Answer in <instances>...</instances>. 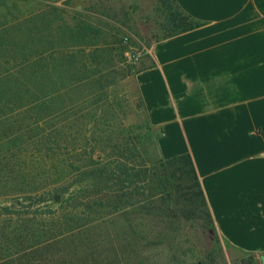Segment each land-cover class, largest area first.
Listing matches in <instances>:
<instances>
[{
	"label": "rangeland",
	"instance_id": "374dc122",
	"mask_svg": "<svg viewBox=\"0 0 264 264\" xmlns=\"http://www.w3.org/2000/svg\"><path fill=\"white\" fill-rule=\"evenodd\" d=\"M179 11L174 0H0V195L12 194L23 175L43 186L66 178L77 191L82 175L126 150L150 176L141 187L151 213L129 208L107 217L103 234L127 236L137 250L133 264H264L228 245L203 212L159 216L161 178L150 173L161 160L157 133L135 74L153 43L176 31ZM138 52L144 56L136 59ZM33 80L34 104L26 107L22 84ZM27 198L22 212L37 208Z\"/></svg>",
	"mask_w": 264,
	"mask_h": 264
},
{
	"label": "crops",
	"instance_id": "0c3cea01",
	"mask_svg": "<svg viewBox=\"0 0 264 264\" xmlns=\"http://www.w3.org/2000/svg\"><path fill=\"white\" fill-rule=\"evenodd\" d=\"M199 26L153 43L135 81L164 160L190 155L214 225L264 259V0H176Z\"/></svg>",
	"mask_w": 264,
	"mask_h": 264
},
{
	"label": "trees",
	"instance_id": "16d2710c",
	"mask_svg": "<svg viewBox=\"0 0 264 264\" xmlns=\"http://www.w3.org/2000/svg\"><path fill=\"white\" fill-rule=\"evenodd\" d=\"M177 6L180 11L175 18L176 31L169 37L199 26ZM22 86L24 99H29L25 106L33 105V99L27 95L36 81ZM128 153L113 151L114 158L99 163L100 168L93 175L81 176L77 191L70 190L66 178L63 183L60 180L47 186L41 184L42 180L39 182L27 175L13 180L16 190L0 195V264H133L137 250L127 233L122 231L126 238H116L110 232L107 236L103 234L106 227L103 221L107 217L114 218L129 208L140 210L144 215L151 213L146 191L142 192L141 187L142 183L150 184V176L135 166L136 155ZM150 173L153 180L161 178L162 181H159V192L154 195L158 197L159 216L172 220L200 219L199 213L203 212L204 224L208 219L214 224L190 155L161 158ZM23 195L32 197L27 199L34 200L37 208L26 206L22 212ZM45 203L46 208H41Z\"/></svg>",
	"mask_w": 264,
	"mask_h": 264
},
{
	"label": "built area",
	"instance_id": "2783aa9c",
	"mask_svg": "<svg viewBox=\"0 0 264 264\" xmlns=\"http://www.w3.org/2000/svg\"><path fill=\"white\" fill-rule=\"evenodd\" d=\"M146 53V52H145ZM147 53H152L151 51H147ZM144 56V52H138L137 56H136V59L140 58Z\"/></svg>",
	"mask_w": 264,
	"mask_h": 264
}]
</instances>
